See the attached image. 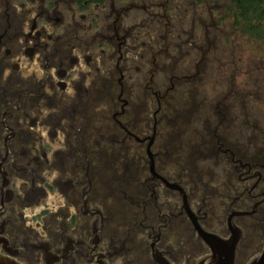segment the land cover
<instances>
[{
  "label": "flooded vegetation",
  "instance_id": "1",
  "mask_svg": "<svg viewBox=\"0 0 264 264\" xmlns=\"http://www.w3.org/2000/svg\"><path fill=\"white\" fill-rule=\"evenodd\" d=\"M235 238L234 264L264 250L262 2L0 0V253L200 264Z\"/></svg>",
  "mask_w": 264,
  "mask_h": 264
},
{
  "label": "water",
  "instance_id": "2",
  "mask_svg": "<svg viewBox=\"0 0 264 264\" xmlns=\"http://www.w3.org/2000/svg\"><path fill=\"white\" fill-rule=\"evenodd\" d=\"M237 244V239H234V247L218 248L217 244H213L215 255L209 259L201 262L200 264H234L235 262V246ZM222 249V250H221ZM0 264H22L17 260L8 258L0 253ZM249 264H264V250L254 257Z\"/></svg>",
  "mask_w": 264,
  "mask_h": 264
},
{
  "label": "rangeland",
  "instance_id": "3",
  "mask_svg": "<svg viewBox=\"0 0 264 264\" xmlns=\"http://www.w3.org/2000/svg\"><path fill=\"white\" fill-rule=\"evenodd\" d=\"M262 251V247L259 245L257 246H252L247 249L246 255H244L242 258H240V263L239 264H248L253 257L258 255Z\"/></svg>",
  "mask_w": 264,
  "mask_h": 264
},
{
  "label": "trees",
  "instance_id": "4",
  "mask_svg": "<svg viewBox=\"0 0 264 264\" xmlns=\"http://www.w3.org/2000/svg\"><path fill=\"white\" fill-rule=\"evenodd\" d=\"M260 2H262V9L264 10V0H259Z\"/></svg>",
  "mask_w": 264,
  "mask_h": 264
}]
</instances>
